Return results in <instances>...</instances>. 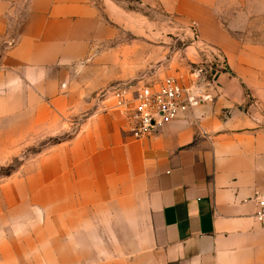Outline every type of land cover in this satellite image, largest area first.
Masks as SVG:
<instances>
[{
  "label": "crops",
  "instance_id": "1",
  "mask_svg": "<svg viewBox=\"0 0 264 264\" xmlns=\"http://www.w3.org/2000/svg\"><path fill=\"white\" fill-rule=\"evenodd\" d=\"M139 2L183 25L186 64L124 43L106 0H0V149L66 134L0 183V264H264V44L233 37L217 0ZM203 45L226 70L209 67L192 110L142 138L94 110L145 72L192 84Z\"/></svg>",
  "mask_w": 264,
  "mask_h": 264
},
{
  "label": "rangeland",
  "instance_id": "2",
  "mask_svg": "<svg viewBox=\"0 0 264 264\" xmlns=\"http://www.w3.org/2000/svg\"><path fill=\"white\" fill-rule=\"evenodd\" d=\"M101 11L104 8V0H92ZM109 6L117 13L123 22V26L129 29L122 30V39L124 43H130L132 39L137 37L140 49L146 43L155 48V56L159 58L158 64L164 62L169 64L172 59H175L174 64H186L182 49L186 44L183 25L172 19L174 22H165V28L162 27V21L155 17V13L143 6L139 0H106ZM214 13L226 30L242 44H264V0H217L214 7ZM23 12L15 19L8 21V30L10 36L14 35L18 24L21 21ZM137 18L133 21L130 19ZM190 31L194 33V27L187 25ZM184 28V27H183ZM137 30V35H134L131 30ZM165 29V33L159 31ZM162 46L165 48V53L162 51ZM203 55L199 67L191 65V70L204 68L202 74L205 75L209 71L210 62L215 64H225L222 53L210 45L200 47ZM216 54L220 55L222 60H218ZM187 64H191L188 62ZM193 64V63H192ZM211 70V68H210ZM213 70V69H212ZM149 73L150 72H145ZM144 73V74H145ZM169 76V75H168ZM172 76V75H170ZM174 77V76H173ZM158 79L157 81H159ZM194 82V81H193ZM192 82V83H193ZM98 93V92H97ZM94 110L100 111L99 103L94 94ZM264 117V110H262ZM66 134H61L52 138H33L23 141H13L10 148L0 149V183L5 178L18 173L19 168L25 161L33 159L37 154L44 151L50 144L56 143ZM8 169L11 170L10 174Z\"/></svg>",
  "mask_w": 264,
  "mask_h": 264
},
{
  "label": "built area",
  "instance_id": "3",
  "mask_svg": "<svg viewBox=\"0 0 264 264\" xmlns=\"http://www.w3.org/2000/svg\"><path fill=\"white\" fill-rule=\"evenodd\" d=\"M203 70H193L195 81L190 85H183L170 75L151 80V73H145L137 80L102 89L96 94L99 110L119 114L132 137L142 138L207 99L200 82L204 80ZM255 200L254 218L264 227V198L257 195Z\"/></svg>",
  "mask_w": 264,
  "mask_h": 264
},
{
  "label": "trees",
  "instance_id": "4",
  "mask_svg": "<svg viewBox=\"0 0 264 264\" xmlns=\"http://www.w3.org/2000/svg\"><path fill=\"white\" fill-rule=\"evenodd\" d=\"M208 65H209V67L211 68V70H212V69L226 70V66H225V64H215L214 62H210V64H208ZM11 170H12V169H11ZM11 170L8 169V173H7L6 175L10 174V171H11Z\"/></svg>",
  "mask_w": 264,
  "mask_h": 264
}]
</instances>
